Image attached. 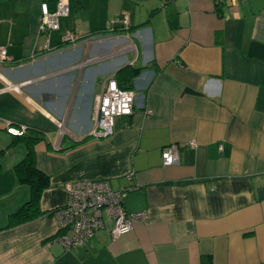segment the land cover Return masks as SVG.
Returning a JSON list of instances; mask_svg holds the SVG:
<instances>
[{"label": "crops", "instance_id": "obj_1", "mask_svg": "<svg viewBox=\"0 0 264 264\" xmlns=\"http://www.w3.org/2000/svg\"><path fill=\"white\" fill-rule=\"evenodd\" d=\"M56 1L0 0V264H264V0H67L43 32L41 4ZM110 76L134 108L97 137L94 98ZM7 127L42 137L35 164L49 182L40 213L17 223L26 148ZM170 143L178 161L164 166ZM96 180L128 189L123 207L146 222L114 238L106 216L67 249L52 212L68 184Z\"/></svg>", "mask_w": 264, "mask_h": 264}, {"label": "built area", "instance_id": "obj_2", "mask_svg": "<svg viewBox=\"0 0 264 264\" xmlns=\"http://www.w3.org/2000/svg\"><path fill=\"white\" fill-rule=\"evenodd\" d=\"M216 3L232 2L237 0H213ZM69 13L67 0H57L55 8L50 10L47 3L41 4L40 28L49 32L59 26V19ZM128 16H126V20ZM72 39V35H67ZM6 51L0 48V57ZM135 93L130 88L122 87L117 80L110 76L102 84L99 93L94 98L92 113L93 125L90 134L97 137H106L114 132L115 119L127 116L133 112ZM62 124H60L61 127ZM62 132V128H60ZM7 130L13 134L23 131L12 127ZM192 143V142H191ZM162 164L172 165L178 161V147L176 143L165 145L161 150ZM68 193L64 206L54 210L52 214L57 219L62 230L71 231V236L62 234L60 242L67 249L84 245L94 233L103 228L105 217L111 220L110 234L116 238L130 232L135 223L146 222L144 211L128 213L123 207V197L128 189L121 187L114 190L105 180L79 181L66 186Z\"/></svg>", "mask_w": 264, "mask_h": 264}, {"label": "trees", "instance_id": "obj_3", "mask_svg": "<svg viewBox=\"0 0 264 264\" xmlns=\"http://www.w3.org/2000/svg\"><path fill=\"white\" fill-rule=\"evenodd\" d=\"M65 41L67 42V40ZM133 74L134 73H132V76ZM118 84L122 87H125L119 82ZM15 138L16 140H20L25 144L26 151L23 158L14 165V171L18 179L27 183L30 187V195L28 200L9 216L10 222L14 221L17 223L33 218L40 213V195L43 189L48 186L49 182L48 177L40 172L35 164L34 145L42 137L39 134H24L23 131L21 134H15ZM5 149L6 148L0 149V159Z\"/></svg>", "mask_w": 264, "mask_h": 264}]
</instances>
